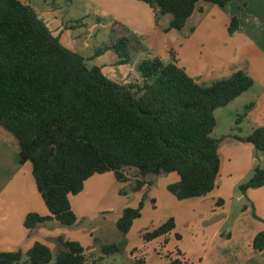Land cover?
I'll use <instances>...</instances> for the list:
<instances>
[{
	"label": "trees",
	"instance_id": "obj_1",
	"mask_svg": "<svg viewBox=\"0 0 264 264\" xmlns=\"http://www.w3.org/2000/svg\"><path fill=\"white\" fill-rule=\"evenodd\" d=\"M137 1L152 10L156 25L168 17L163 27L168 32L183 29L194 13H201L200 3L223 8L233 0ZM239 29L237 18L231 17L228 34ZM138 49L139 40L128 35L107 43L95 56L112 52L118 58L116 65H128L133 50ZM170 55L169 62L158 57L143 60L137 66L140 83H117L101 67L87 68L86 58L61 45L32 7L20 0H0V127L17 140L18 161L31 165L36 190L48 212L47 216L28 214L24 219L27 230L53 220L73 226L77 218L69 198L81 193L94 175L111 173L117 183L131 182L133 192H138L154 184L149 177L175 174L178 181L169 184L167 191L178 201L202 198L215 189L218 145L230 136L212 138L214 112L248 91L253 80L239 70L229 78L200 85ZM252 107L253 103L244 106L235 126ZM233 138L264 153V127ZM128 170L134 171L132 177ZM261 187L264 168L257 166L238 188L246 194ZM143 205L141 200L138 207L122 210L115 222L122 237L140 218ZM174 229V219L169 218L145 230L141 238L144 244L165 238V244ZM56 242L55 253L39 242L24 254L0 252V264H101L121 250L118 243L100 245L99 255L88 263L79 242L61 236ZM251 248L257 253L264 250V230L255 235ZM144 263L143 257L131 262ZM168 264L189 263L176 250Z\"/></svg>",
	"mask_w": 264,
	"mask_h": 264
},
{
	"label": "crops",
	"instance_id": "obj_2",
	"mask_svg": "<svg viewBox=\"0 0 264 264\" xmlns=\"http://www.w3.org/2000/svg\"><path fill=\"white\" fill-rule=\"evenodd\" d=\"M85 2L103 15L104 18H96L98 25L105 20L107 25L118 28V38L132 35L139 40L141 49L133 50L131 62L127 66L131 67L132 64L138 66L143 60L151 57H158L164 62H169L170 53H173L178 67L197 84L209 85L216 80L229 78L239 70L246 72L253 80V86L248 91L225 106L230 108L238 104L244 108L245 105L253 103L252 109L240 123L237 126H231L229 132L225 134L230 138L221 140L218 145L220 168L216 187L210 194L202 198L178 201L167 191L169 184L178 181L175 174L157 178L149 177L148 179L154 184L145 185L134 194L138 197L146 192L148 198L144 208L148 207L150 211L148 206L150 205L151 210L156 211L155 217L148 222L152 225L150 229L158 227L169 218L174 219L175 229L166 237V243L171 242V237L177 240L175 234L180 236L178 242L183 240L178 229L179 224H185L193 230L195 237L198 233L194 230V226L201 222L206 225L204 233L210 241L225 235L226 240L221 243L220 251L218 246H215L217 252L214 253L213 259L217 261V264H264V250L257 253L251 248L255 235L264 230V187L249 190L246 194L238 190V187L252 175L255 167L264 168V153L257 152L250 143L233 138L246 137L256 128L264 127V0H233L223 8L200 3L201 13H194L183 29L168 32L163 31V27H166L169 22L168 17H163L159 25H156L152 10L137 0H85ZM57 8L50 12L42 11L41 16L49 21L51 29H54L52 30L54 35H52L59 40L63 32L61 31L63 21L57 17ZM231 17L237 18L240 29L229 35L227 26ZM77 22L80 23L81 19ZM105 181L113 189L115 179L111 173L94 175L85 182L81 193L69 198L77 221L73 226L68 227L69 231L65 235L60 231L59 223L54 220L27 230L24 227V219L28 214L47 216L48 212L36 190L31 165L20 164L18 161L17 140L0 127V252L21 251L24 254L34 243L39 242L55 253L58 250L56 239L62 236L66 240L79 242L85 250L87 249L86 253L91 251L97 253L99 244L93 240L97 239L93 232L96 229V220L101 219L98 222L100 224L112 222L115 225L121 216L117 214L113 219L109 215L114 212L112 205L108 204L104 198V193L108 190L103 186ZM90 193H96V197L101 196L102 202L89 201ZM231 199H236L239 203L243 201L247 206L251 205L258 219H253L246 232L241 225L239 226L240 234L246 240L244 244L239 240L240 245L238 242H233L231 234H221L224 221L212 224L217 217L226 219L229 212L227 207L230 206ZM217 201H220L219 205ZM160 206L164 214L158 212ZM247 206L243 208L245 213L250 212ZM140 220L138 218L133 222L126 235L127 238L134 227L145 228L146 222L140 227L137 226ZM199 226L204 229L202 225ZM71 228L75 231L71 232ZM79 228L87 229L85 230L87 240L85 246L76 236ZM235 229L238 227L233 230ZM140 233L142 232L138 234ZM141 235L138 241L131 242L129 254L134 249L138 250L133 255L130 254L132 260L135 257H143L145 261L146 256L143 252L147 246L159 244V247H162L165 240V238H159L144 244ZM201 245V241L195 237L192 246L194 253ZM228 246L229 256H224L222 253ZM179 251L191 264L188 253L182 249ZM216 254L218 255L215 257ZM175 257L169 256L172 259ZM144 264H148L147 260Z\"/></svg>",
	"mask_w": 264,
	"mask_h": 264
},
{
	"label": "rangeland",
	"instance_id": "obj_3",
	"mask_svg": "<svg viewBox=\"0 0 264 264\" xmlns=\"http://www.w3.org/2000/svg\"><path fill=\"white\" fill-rule=\"evenodd\" d=\"M20 1L21 3L29 5L34 9V11L46 24L52 34V30L54 29H51L49 21H47L43 16H41V13L42 11H54L58 7L56 10L57 17L61 18L63 21V28L61 30L63 32L59 41L64 47L86 58L87 68H91L94 66L101 67L104 75L117 83L135 84L141 82V77L137 72V66H135L134 64H132L131 67L127 65L118 66L114 64L118 58L112 52H106L100 56L94 55L96 50L102 48L109 42L115 41L118 38V28L107 25L105 20L101 21V24L98 25L96 23V18H104L103 15H100L97 9L91 7L88 3L85 2V0ZM78 19H81L80 23L77 22ZM55 34H59V32ZM241 106L242 105L236 104L235 106H232L230 108H219L218 111H216V126L211 134L212 138L221 140L225 136V134L229 132V128L235 125L237 115L242 113L243 111V107ZM127 173L132 177L134 171L128 170ZM250 177H248V179H246L243 183L249 180ZM103 186L108 189L104 193V198L108 201V204L112 205L113 207L112 210L114 213L109 214L110 217L113 219L116 218L117 214L121 215V212L124 208H136L138 207L141 200H144L145 204L148 198L146 192L140 194V196L137 197L134 194L135 192H133V183L131 182L126 184H120L116 183L115 181V186L112 189L110 188V185L108 186L107 181H105ZM88 200L94 203L96 201L101 203L102 197H96V193H90ZM148 206L150 211L148 210V207L144 208L143 205L141 209V218H139L141 219L139 222L140 224H137V226L140 227L142 223L146 222L145 228L143 226L140 228L134 227L131 235L128 238L127 236H121V234L116 230L114 223L105 222L103 224H100L98 222H100L101 219L96 220V229H94L93 232L94 236L97 237L96 242L99 244V246L111 243H118L121 246V250L118 254L104 258L101 264H131L132 259L129 254L130 246L132 245V243L140 239L139 236L145 230L151 228L152 225L151 223L148 224V222L149 220L153 219L156 214V211L151 210L150 205ZM245 206H247V204L243 201L239 203L236 201V199H231L230 206L227 207L229 212L226 216V219L223 220L221 217H217L213 220L212 223L218 224L219 222L224 221L221 228V234H231L233 242H238L239 245V240L243 244L246 241L245 238L240 234L239 226L241 225L244 229V232H246L248 230V225H251L253 219L258 220L257 217L255 218L256 212L253 211V207L251 205H248L247 207L250 208V212L245 213L243 209ZM161 207L162 206L159 207L158 212L160 211V213L164 214V211L161 210ZM109 215H106V217H109ZM196 225L197 226H194V230H196L198 234L195 235V237L198 238L202 243V245L198 247V251L194 253V251L192 250V246L195 242V237L193 235L194 231L187 227L185 224H179L178 229L180 231V234L183 236V240L181 242H178L174 237H171V242H167L166 244L162 243V247H159V244H149V246H147V248L143 252L144 256L147 257H145V259L147 260L148 264H167L169 256L172 258L175 257L176 250L179 249H182L183 251L188 253V258L191 264H204V261L205 264H217V261L213 259L214 253L217 252L215 250V246H218V251H220L221 243L226 240L225 235L223 237L222 235H220L218 238H215L214 240L210 241L206 238V234L204 233L206 225L201 224V222L196 223ZM199 225H202L204 229H202V227ZM236 227H238V229H235L234 231L233 229ZM59 229L61 232H64V235L67 231H69L68 227L61 225H59ZM85 230L87 229L79 228L76 231V236L77 238H80L81 242L83 243V246H85L87 242L85 238ZM70 231L74 232L75 229L71 228ZM139 232L142 233H140L139 235ZM228 249L229 246L222 253L224 256H229V254L227 253ZM96 251L97 253H92V251L91 253H87L88 263H91L97 258V256L99 255V250ZM190 251H192L194 255H192ZM217 255L218 254H216L215 257Z\"/></svg>",
	"mask_w": 264,
	"mask_h": 264
}]
</instances>
